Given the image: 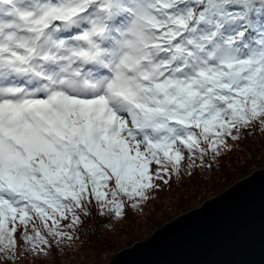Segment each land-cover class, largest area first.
<instances>
[{"label":"snow or ice","instance_id":"snow-or-ice-1","mask_svg":"<svg viewBox=\"0 0 264 264\" xmlns=\"http://www.w3.org/2000/svg\"><path fill=\"white\" fill-rule=\"evenodd\" d=\"M261 132L264 0H0V264Z\"/></svg>","mask_w":264,"mask_h":264},{"label":"water","instance_id":"water-1","mask_svg":"<svg viewBox=\"0 0 264 264\" xmlns=\"http://www.w3.org/2000/svg\"><path fill=\"white\" fill-rule=\"evenodd\" d=\"M106 264H264V168L120 249Z\"/></svg>","mask_w":264,"mask_h":264},{"label":"rangeland","instance_id":"rangeland-1","mask_svg":"<svg viewBox=\"0 0 264 264\" xmlns=\"http://www.w3.org/2000/svg\"><path fill=\"white\" fill-rule=\"evenodd\" d=\"M234 145L231 142V152L226 151L221 158L211 161L213 169L198 168L193 171L194 175L182 174L172 184V187L153 192L149 201L143 204L140 210L129 208L125 218L116 222L118 228L113 232L116 231L115 233L119 234L120 239H126L131 233H136L134 237H139L135 242L146 240L150 236L148 228L154 220L164 221V223L171 221L176 216L199 207L204 201L223 192L236 181L264 168V132H261L259 136L254 133L246 136L239 146ZM161 226L155 228L153 226L150 229L155 230ZM84 237L83 231L82 237L79 236L72 245L64 248V251H59L57 255V249H53L47 256L38 259H23L18 261V264H56L58 258L61 264H106L110 260L107 258L112 255V252L108 255L106 252L99 256L97 248L100 247H96V245L94 247L93 243L89 248L84 249L82 247ZM76 253L79 255L71 258Z\"/></svg>","mask_w":264,"mask_h":264},{"label":"trees","instance_id":"trees-1","mask_svg":"<svg viewBox=\"0 0 264 264\" xmlns=\"http://www.w3.org/2000/svg\"><path fill=\"white\" fill-rule=\"evenodd\" d=\"M230 143H231V141L229 142V144ZM194 174H195V172H193V175ZM178 179L179 178L174 177L173 181L170 182L169 185H161L160 190H163V188H166V187L167 188L172 187V184L174 182H176ZM219 188H221V187H219ZM219 188H217V189H219ZM224 189H225V187H224ZM224 189L222 188V191ZM109 220L111 221V223H107V221H109ZM117 221H119V220L115 219L114 217H96L95 220H89L88 221V227L82 228L80 230L81 232L84 231V236H85L83 243H82V247L84 249L89 248L91 243H93L94 247H95V245H96V247H100V248H97V249H99V252H98L99 256L103 255L106 252H107V255L112 252V255L107 258L109 260L117 251H119L123 247L131 246L137 240V238L139 236L134 237L136 233H134V234L131 233V235L128 238L120 239L121 237L119 236V234H116L115 233L116 231L113 232L114 230H117V228H118V225L116 224ZM163 223H164V221H158L157 219L154 220L152 225L148 228V230H149L148 232H150L149 234H151V232L153 231L152 229H150L151 227L154 226L153 228H155L157 226H161ZM145 232H143V234H145ZM78 238H79V236L77 237V239ZM70 245H72V244L66 243L65 245L60 246L57 249L56 255L59 253V251H64L63 249L70 246ZM78 255L79 254L76 253L73 256H71V258H75ZM23 259L30 260V259H34V258L32 256H22L19 261H21ZM107 259H106V261H108ZM57 260H56L57 261L56 264H61L60 259L58 258Z\"/></svg>","mask_w":264,"mask_h":264}]
</instances>
